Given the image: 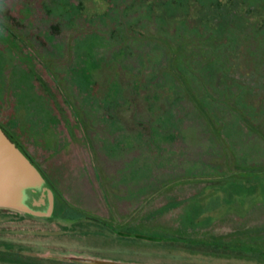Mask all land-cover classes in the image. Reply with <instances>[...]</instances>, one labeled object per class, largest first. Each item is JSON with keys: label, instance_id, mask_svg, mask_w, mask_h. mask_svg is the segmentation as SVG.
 Instances as JSON below:
<instances>
[{"label": "rangeland", "instance_id": "374dc122", "mask_svg": "<svg viewBox=\"0 0 264 264\" xmlns=\"http://www.w3.org/2000/svg\"><path fill=\"white\" fill-rule=\"evenodd\" d=\"M0 79V124L67 216L120 234L3 210L0 242L15 246L0 252L170 259L141 235L201 230L222 199H264V0H0Z\"/></svg>", "mask_w": 264, "mask_h": 264}, {"label": "flooded vegetation", "instance_id": "af4514ba", "mask_svg": "<svg viewBox=\"0 0 264 264\" xmlns=\"http://www.w3.org/2000/svg\"><path fill=\"white\" fill-rule=\"evenodd\" d=\"M1 83L3 85V78L1 80ZM0 93H2V98L4 99V94L1 88ZM72 118L74 119V121H72L71 119V122L77 124L76 117L72 116ZM0 127L3 129L6 135L22 150V152H24V154L31 160V162L38 168V170L44 176V178L48 182V185L53 191V216L50 218H44L45 220L58 221L66 227H69L70 225L79 222H96L108 229L110 233L120 235L117 232H113L115 230L114 227L111 224L105 222L102 218H100L101 221L95 219V217L69 218L67 216L65 208H63L60 202L57 201V199L59 198L56 196L55 189H53L54 187H52L53 185L51 184V181L40 168V166H38L32 156L19 143L10 128L2 124H0ZM75 130L78 131L79 128L77 129V127H75ZM259 187L264 191V187L262 185ZM263 191L261 192L263 193ZM226 206L229 210H226V212H224L223 209ZM260 206H264V199H244L241 202L236 199H230V201L224 202V199H222V201L218 205H213L210 208L209 212L205 213V217L213 218L211 224H209L206 228H202L201 230L197 231H182L179 234L172 235H165L162 233L161 236L158 237L141 235L143 237H149L148 239H151H144V241L146 242L153 240L156 241V244L160 246L168 247V250H170L171 253L174 255V258L170 259L144 260V262L151 264H220L217 262V260L221 257H224L239 258L245 261L244 264H264V213H261V211H259ZM3 210L6 209H0V211ZM6 211H10L18 215L19 217L34 218L28 215L18 214L11 210ZM59 218L64 219L66 221L63 222L59 220ZM216 222H229L230 224L234 223L235 226L230 227L227 231L211 233V231L209 230L211 229V226L214 225ZM244 222L247 223L246 226H244ZM76 229L79 230L78 228H71L67 230L76 232ZM6 246L14 247L15 244L7 241L0 242V248L3 249ZM21 246L23 247L22 249H6L8 250V254L0 252V264H31L30 261L26 260L24 257L26 256L25 254L28 253L30 255L32 254V252L35 255L34 251L26 249L23 245ZM52 257L63 259L64 255H52ZM5 258L7 259L5 260ZM72 263L86 264L77 261H72Z\"/></svg>", "mask_w": 264, "mask_h": 264}, {"label": "water", "instance_id": "95a60500", "mask_svg": "<svg viewBox=\"0 0 264 264\" xmlns=\"http://www.w3.org/2000/svg\"><path fill=\"white\" fill-rule=\"evenodd\" d=\"M0 209L38 219L50 218L54 194L48 182L0 127ZM65 222L66 220L59 218ZM64 258L86 264H151L68 253Z\"/></svg>", "mask_w": 264, "mask_h": 264}, {"label": "crops", "instance_id": "0c3cea01", "mask_svg": "<svg viewBox=\"0 0 264 264\" xmlns=\"http://www.w3.org/2000/svg\"><path fill=\"white\" fill-rule=\"evenodd\" d=\"M24 132L26 131L25 130V126H24V128H21ZM76 132V131H75ZM78 137H79V135L77 134V132H76V134H75V141H76V139H78ZM80 140H81V138H79ZM78 139V140H79ZM71 141V140H70ZM77 142H79V141H77ZM79 146H76V148H78ZM58 150H60V148H58V149H56V150H54V151H52L51 153H50V155L51 154H55L56 152H58ZM74 151V150H73ZM86 151H87V153H88V155L91 157V153L86 149ZM92 158V157H91ZM141 200H143V199H139L138 201L139 202H141ZM111 203L110 204H114V203H118V202H126V201H124L123 199H111ZM137 201V199L135 200V199H129V203L130 202H132V203H134V202H136Z\"/></svg>", "mask_w": 264, "mask_h": 264}, {"label": "trees", "instance_id": "16d2710c", "mask_svg": "<svg viewBox=\"0 0 264 264\" xmlns=\"http://www.w3.org/2000/svg\"><path fill=\"white\" fill-rule=\"evenodd\" d=\"M86 149L89 151V148H88V146L86 145ZM53 187V186H52ZM54 189V188H53Z\"/></svg>", "mask_w": 264, "mask_h": 264}]
</instances>
